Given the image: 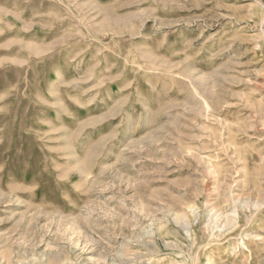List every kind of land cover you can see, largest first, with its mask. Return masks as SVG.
Returning <instances> with one entry per match:
<instances>
[{
	"label": "rangeland",
	"instance_id": "obj_1",
	"mask_svg": "<svg viewBox=\"0 0 264 264\" xmlns=\"http://www.w3.org/2000/svg\"><path fill=\"white\" fill-rule=\"evenodd\" d=\"M0 264H264V0H0Z\"/></svg>",
	"mask_w": 264,
	"mask_h": 264
}]
</instances>
